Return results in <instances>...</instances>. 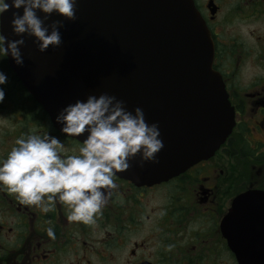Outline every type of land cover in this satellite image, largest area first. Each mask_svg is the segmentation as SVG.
I'll return each mask as SVG.
<instances>
[{
  "label": "flooded vegetation",
  "instance_id": "1",
  "mask_svg": "<svg viewBox=\"0 0 264 264\" xmlns=\"http://www.w3.org/2000/svg\"><path fill=\"white\" fill-rule=\"evenodd\" d=\"M192 2L231 108L225 140L165 181L139 183L117 174L118 188L93 224L69 222L59 202L45 213L0 188V264H264V206L247 211L248 196L242 197L264 193V0ZM0 70L8 76L0 111L20 108L13 119L22 117L18 136L32 120V133L58 137L64 153L73 154L79 141L51 124L6 57ZM251 117L260 131L242 124ZM2 126L0 120V140L11 141ZM9 150L0 149V156ZM242 161L236 184L235 165Z\"/></svg>",
  "mask_w": 264,
  "mask_h": 264
},
{
  "label": "water",
  "instance_id": "2",
  "mask_svg": "<svg viewBox=\"0 0 264 264\" xmlns=\"http://www.w3.org/2000/svg\"><path fill=\"white\" fill-rule=\"evenodd\" d=\"M11 12L0 15V34L15 40L20 37L12 33ZM74 15L67 20L53 12L45 21L63 23L58 47L41 53L34 37L25 36L23 65L7 57L53 126L60 129L55 116L67 104L107 93L129 111L140 107L147 122L158 123L163 142L158 163L140 167L136 157L120 176L158 183L213 154L233 121L221 77L212 69L211 40L192 0H76ZM245 196L247 211L263 210L264 193Z\"/></svg>",
  "mask_w": 264,
  "mask_h": 264
},
{
  "label": "clouds",
  "instance_id": "3",
  "mask_svg": "<svg viewBox=\"0 0 264 264\" xmlns=\"http://www.w3.org/2000/svg\"><path fill=\"white\" fill-rule=\"evenodd\" d=\"M76 0H0V15L12 10L11 29L18 39L0 34V60L10 57L23 65L20 47L24 37H34L39 52L61 44V21L45 24L55 12L67 20L75 18ZM22 10V11H21ZM43 13V17L37 15ZM7 74L0 70V102L4 101ZM65 139L83 135L73 154L63 151V143L54 136L25 134L0 156V188L15 194L24 205L36 206L45 213L56 202L65 208L69 222L95 223V218L118 188L114 177L130 167L138 157V166L158 163L157 153L163 148L157 122L149 123L143 110L129 111L122 100L100 93L84 101L69 103L55 116ZM46 234L55 238L51 226Z\"/></svg>",
  "mask_w": 264,
  "mask_h": 264
},
{
  "label": "rangeland",
  "instance_id": "4",
  "mask_svg": "<svg viewBox=\"0 0 264 264\" xmlns=\"http://www.w3.org/2000/svg\"><path fill=\"white\" fill-rule=\"evenodd\" d=\"M14 98L16 100L18 99L16 97H14ZM16 111L19 112L20 111V108H15L13 106V107H10L9 109H7L6 111H0V120H1V122H3V126H2V129L1 130H2V132L7 133L8 136L11 137V141H7V142H4V143H2V140H0V147H2V148H0L1 149V152L3 150L10 149L13 146L15 139L17 137H19L18 136V134H19V131L18 130L22 127V123L20 122V120L22 119V117L18 118V121H14L13 119H14V117L16 115L15 114ZM243 120H244V118H242V121L241 122H242V124L244 126H253V128L256 131H260V129H257L255 127L256 124L254 125V123H252L253 122L252 117H251V119L247 118L245 120L246 122H244ZM32 122L33 121L30 120L29 127L28 128H25V131L28 132L27 134H34L35 132H37L36 129H35L34 130V133H32V131H33V127H31V126H33ZM256 136H257L256 132H252V137L254 139H256ZM66 147H67V145H66ZM235 168H236V170H238L237 177H236V184H238L239 179H240V174H241L240 173V170H242L244 168V162L242 161V163H240L238 165H235Z\"/></svg>",
  "mask_w": 264,
  "mask_h": 264
}]
</instances>
